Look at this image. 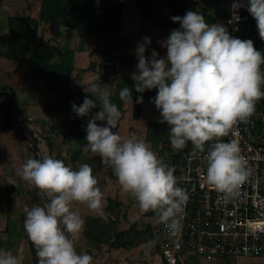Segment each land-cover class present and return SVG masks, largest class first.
Wrapping results in <instances>:
<instances>
[{"label":"clouds","instance_id":"clouds-1","mask_svg":"<svg viewBox=\"0 0 264 264\" xmlns=\"http://www.w3.org/2000/svg\"><path fill=\"white\" fill-rule=\"evenodd\" d=\"M245 5L234 0L228 23H238L237 11ZM247 11L254 18L259 37L264 41V0H248ZM180 27L168 38L158 41L167 49L166 57L157 58L153 49L149 58L145 51L151 40L143 37L136 46L138 64L131 78L136 92L157 89L150 100L160 110V123L169 128L173 149L180 150L191 142L200 153L211 143L202 159L206 164L203 180L226 198L238 193L248 179V161L236 139L223 142L238 122H247L255 112L256 103L264 98V53L254 47L251 39L231 37L220 24L209 25L197 11L171 17ZM238 30V29H234ZM99 78V77H98ZM132 89L120 90L121 100L132 104ZM95 101L85 98L72 111L86 117L100 105L89 119L85 131V152L98 154L112 168L119 185L144 211L158 212L159 221L170 237L181 229V218L189 199L185 188L178 186L174 169L135 135L121 136L117 128L121 112L111 102L106 89L92 85ZM136 103H143L142 96ZM97 121H106L100 126ZM18 175L35 186L46 201L44 206H25L24 230L35 246L38 264H92L87 252L78 254L75 240L83 231L84 220L73 210L74 202L107 220L103 211L104 193L93 175L92 167L83 163L78 170L66 166L51 155L29 158ZM155 240L149 242L154 246ZM0 264H22V258L0 249Z\"/></svg>","mask_w":264,"mask_h":264},{"label":"crops","instance_id":"crops-1","mask_svg":"<svg viewBox=\"0 0 264 264\" xmlns=\"http://www.w3.org/2000/svg\"><path fill=\"white\" fill-rule=\"evenodd\" d=\"M105 1L97 0V3L104 4ZM117 1L122 5L118 54L137 57L135 51L137 44L142 42L143 37H149L151 43L146 48L145 57L149 58L153 49L159 54L158 59L166 57L167 49L162 47L158 41L166 40L172 30L180 27L178 22L171 20V17L179 16L178 5L170 4L162 7L158 3L142 5L143 2L153 0ZM194 1L197 9L204 8L207 17H214L213 22L209 25L220 24L226 27L225 16L215 17V0ZM221 1L227 9L226 0ZM242 3L245 5L242 7V14L245 13V17L242 16L243 22L242 25L240 23V29L242 27L243 33H246L247 28L252 23V16L248 15L246 7L248 0H242ZM40 8L41 0H0V45H3L7 38L8 16L29 15L38 20V38L58 47L75 49L80 40L76 29L39 20ZM251 32L257 44L256 50L264 53V41L260 39L257 27L251 28ZM95 43V35H88L84 48L75 51L71 84L75 87H82L83 91L88 93H92V85L95 84L101 89H106L110 97L115 90L116 83L115 81L100 80L98 68L102 65L103 57L94 50ZM91 63H93L94 68L88 69ZM137 64L135 62L118 65L117 75L131 78L132 73L136 71ZM0 78L4 79L0 82V87H10L14 91L12 109L7 115L10 125L3 122L9 89L2 90L0 93V249H6L13 255L22 258V264H38L35 246L28 239L24 230L23 225L26 219L24 208L25 206L31 208L32 206L43 205L37 198L35 186L24 181L17 171L29 158L38 159V157L36 158L37 152L30 139L25 134L15 131L11 126L20 123V126L29 129L33 137L37 139L36 145L43 156L51 155L56 158V155H59V159L73 170H78L83 163L92 167L93 175L97 177L99 182L98 186L104 193L103 211L107 218H114L107 210L108 200L113 199L120 203L119 209L113 207V212L117 215L116 227L118 231L127 232L125 241L132 240L133 244L128 247H117L110 243H102L100 247L96 248L82 231L75 240V248L78 254L87 252L93 257L92 264H164L155 237V229L160 223L159 216L157 217L151 211H142L134 198L123 191L117 178L109 176L110 166L105 165L98 154L83 150L87 141L78 146L74 145L76 142L62 143L60 131L70 112L65 109L61 98L57 99L54 93L47 90V84L43 79L31 76V67L27 62L0 57ZM96 80L98 81L96 82ZM19 94H21V98H19ZM23 95H25L24 99L22 98ZM140 95L142 93L133 90L131 92L132 104L123 100L121 117L117 128L112 131L118 132L124 137L135 135L145 141L165 163L171 164V150L173 148L170 145L167 149L162 142L169 139V129H160L157 133L151 134V137H146L148 124L159 123L161 117L160 110L149 101H143L135 110L134 97ZM11 98L9 95V99ZM49 106L52 107L50 111ZM14 109H22L23 114L11 119L10 113ZM48 111L50 115H48ZM19 118L30 121L29 123L26 122L25 125V121ZM14 119H18L19 123L16 122L15 124ZM21 120L22 122H20ZM97 124L106 126V121H97ZM159 136L162 140L158 139ZM23 137L27 138V141H24ZM70 148L71 150L80 148L73 159L71 158L72 151L69 152ZM73 210L78 212L83 220L87 215L99 216L89 210L86 204L78 202H74ZM112 240L115 238L113 237ZM153 240L156 241L155 245L149 247V242ZM178 264H264V256L225 257L207 261L203 257L190 255L183 258Z\"/></svg>","mask_w":264,"mask_h":264},{"label":"trees","instance_id":"trees-1","mask_svg":"<svg viewBox=\"0 0 264 264\" xmlns=\"http://www.w3.org/2000/svg\"><path fill=\"white\" fill-rule=\"evenodd\" d=\"M158 3L161 7L164 5H178V14L183 17L187 11H197L204 16L206 23L213 22V18L206 16V9L196 8V2L194 0H163V1H147L145 4ZM223 10V12H220ZM122 5L117 0H106L104 4L97 3V0H41V8L39 12V20L49 23L65 25L69 28L76 29L79 35V44L75 49L67 47H58L48 41H43L37 37L38 20L30 17L29 15H9L7 19V38L3 45H0V57H4L18 62H27L31 67V76L34 78H40L47 84V90L54 93L57 99L61 98L62 104L65 109L70 112L67 118L62 124L60 134L62 136V143L69 144L77 142L83 145L86 142L85 128L89 119L92 118L98 111H100V105L97 104L96 108L90 110V113L86 117L77 116L71 108L74 103L77 106L83 103V100L87 97L95 101L96 96L92 93L83 91L82 87H75L71 84V74L74 70V53L77 50L84 48L86 38L88 35H95V47L94 50L99 52L103 57L102 65L98 68L101 81H115V90L110 96L111 102L116 104L117 108L122 111V102L119 92L122 88L128 87L135 90L133 87L134 81L132 78L123 77L117 75L116 69L121 64L138 63L137 57L122 56L118 54V40L121 24ZM227 9L221 0H215V17L225 16L227 17ZM249 15V13H248ZM245 17V13L242 14ZM243 19L241 18V25ZM179 25V23H178ZM180 26V25H179ZM249 26V25H248ZM256 27V22L252 17V23L247 28L246 33H243V28L240 32V39H251L254 43L255 49L257 44L252 37L251 28ZM93 63L90 64L88 69H93ZM261 70L264 71V65L261 66ZM98 80H96L97 82ZM264 87V86H262ZM9 89L7 105L4 112L3 122L6 125H10V121L7 115L12 109L14 91L10 87H0V93L2 90ZM157 94V89L145 90L142 95L143 101L152 100ZM11 95V99H9ZM139 96H135V110L140 106V103H136V99ZM264 104V98H262ZM49 111L52 109L49 106ZM48 111V115L50 112ZM25 122L29 123L30 120L25 119ZM53 127V124H51ZM51 127V128H52ZM168 125L166 123H149L147 127L146 137H151V134L157 133L160 129H166ZM169 129V128H168ZM32 134V132L28 129ZM159 140L162 138L159 136ZM34 141L37 143V139L34 137ZM163 146L170 147V140L162 141ZM190 142L186 143L183 149H172V168L174 172L178 165H180L189 148ZM175 150V151H174ZM68 151V150H67ZM72 151L71 158L75 157L80 151V148ZM68 153V152H67ZM183 153V154H182ZM38 155L36 154V158ZM59 159V155H56ZM183 158V159H182ZM175 159V160H174ZM176 163V164H175ZM109 176L116 178L113 174L112 168L109 167ZM120 203L116 200L109 199L107 204V210L113 215L114 218H107L104 220L100 216L87 215L84 219L83 234L89 239V241L96 247H100L102 243H110L111 245L131 246L133 241H125V235L127 232L118 231L116 227L117 215L113 212L116 207L119 209ZM114 207V208H113ZM119 212V211H118ZM157 217L158 212L151 211ZM115 240H112V238ZM112 240V241H111ZM189 257V255L183 258ZM230 257V256H225ZM223 257V258H225ZM183 258L181 260H183ZM179 260L178 262H180ZM178 264V263H177Z\"/></svg>","mask_w":264,"mask_h":264},{"label":"built area","instance_id":"built-area-1","mask_svg":"<svg viewBox=\"0 0 264 264\" xmlns=\"http://www.w3.org/2000/svg\"><path fill=\"white\" fill-rule=\"evenodd\" d=\"M234 0H226L228 15L225 26L231 37L239 38L242 7L237 11L238 23H228L232 17ZM242 2V0H241ZM238 29V30H234ZM223 142L236 139L242 155L248 161L250 175L238 193L226 198L210 185L203 176L206 164L202 157L211 143H205L200 153L190 142L183 162L174 175L178 186L187 190L189 199L182 214V229L170 237L160 222L155 237L164 264H177L186 255L203 257L207 261L264 256V104L256 103L255 112L245 122H238Z\"/></svg>","mask_w":264,"mask_h":264},{"label":"water","instance_id":"water-1","mask_svg":"<svg viewBox=\"0 0 264 264\" xmlns=\"http://www.w3.org/2000/svg\"><path fill=\"white\" fill-rule=\"evenodd\" d=\"M12 127L15 131L25 134L30 139L31 143L34 145V148L38 154V159H40L43 156V154L41 153L38 146L36 145L33 135L26 128L22 126L13 125ZM35 191H36L39 202L44 206L46 203L45 199L40 194H38V189L35 188Z\"/></svg>","mask_w":264,"mask_h":264},{"label":"rangeland","instance_id":"rangeland-1","mask_svg":"<svg viewBox=\"0 0 264 264\" xmlns=\"http://www.w3.org/2000/svg\"><path fill=\"white\" fill-rule=\"evenodd\" d=\"M4 79H1L0 78V82H2ZM19 96V98H21V94H19L18 95ZM24 97H25V95H23V99H24ZM21 114H23V110L22 109H20V110H17V109H14L11 113H10V118L11 119H13L14 117H16V116H18V115H21ZM19 119H22L23 121H24V119L23 118H19ZM15 120V119H14ZM22 120L20 121V122H22ZM16 122L17 123H19L18 122V119H16L15 121H14V123L16 124ZM25 123V125L27 124L26 122H24ZM20 124V123H19ZM18 124V125H19ZM11 126H13V125H11ZM15 126V125H14ZM20 126V125H19ZM13 128V127H12ZM23 140L24 141H27V138H25V137H23ZM31 142V141H30ZM32 144V143H31ZM74 145H76V146H78L79 144L76 142ZM32 146L34 147V145L32 144ZM40 150V149H39ZM41 151V150H40ZM42 153V152H41ZM170 167H172V164H168Z\"/></svg>","mask_w":264,"mask_h":264},{"label":"bare ground","instance_id":"bare-ground-1","mask_svg":"<svg viewBox=\"0 0 264 264\" xmlns=\"http://www.w3.org/2000/svg\"><path fill=\"white\" fill-rule=\"evenodd\" d=\"M152 119V118H151ZM150 122V121H149ZM155 124V123H154ZM149 125V124H148ZM167 146V145H166ZM164 149V147H163ZM168 149V148H167ZM170 150V149H169ZM175 151V150H174ZM183 154V153H182ZM183 159V158H182ZM175 160V159H174ZM176 164V163H175ZM175 169V168H174ZM152 234V233H151ZM155 239V238H154ZM190 256V255H189ZM192 256V255H191ZM231 258V257H230Z\"/></svg>","mask_w":264,"mask_h":264}]
</instances>
